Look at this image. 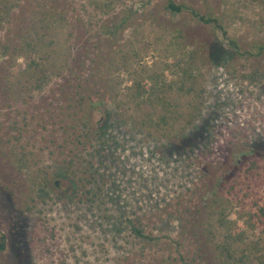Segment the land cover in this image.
Here are the masks:
<instances>
[{"label":"rangeland","instance_id":"rangeland-1","mask_svg":"<svg viewBox=\"0 0 264 264\" xmlns=\"http://www.w3.org/2000/svg\"><path fill=\"white\" fill-rule=\"evenodd\" d=\"M171 1L0 0V264H264V0Z\"/></svg>","mask_w":264,"mask_h":264},{"label":"trees","instance_id":"trees-1","mask_svg":"<svg viewBox=\"0 0 264 264\" xmlns=\"http://www.w3.org/2000/svg\"><path fill=\"white\" fill-rule=\"evenodd\" d=\"M164 8L167 9L170 13H177L182 10H188L189 13L198 21L203 23H215L216 20L214 17L205 16L203 14H200L199 12L187 7L186 5L180 3L175 4L171 0H166ZM28 45V44H27ZM264 49V45H253L252 46V52L251 50H248L249 53L259 54ZM32 64H37L35 61L30 60ZM253 73L250 74V77H256L260 72L252 71ZM147 89L144 88L143 84H140L139 82L135 83V94L136 96H139L141 92H145ZM149 96H152L156 99H159L156 94H154V91L149 90L147 91ZM98 102L91 101L89 102V105H96ZM165 117L161 116L159 118V121H164ZM82 124H85L82 121ZM258 150L251 151V154L246 156H243L238 163V168L236 172H234L233 180L230 182L229 187L232 189H235L236 187H241L242 185L245 187V189H249L248 187H254L255 186V180H257L258 177L262 176L264 177V160H262V157L259 156ZM262 161V162H261ZM257 183L259 181L257 180ZM261 183V182H260ZM254 192L256 190H253ZM37 195L39 197L47 196V192L44 190V185H41L37 189ZM257 213L250 212L249 215L245 216V219L249 223H253V220H257V222H261L258 219V214L261 216H264V208L258 207L256 209ZM134 219H127L126 223L128 224V227L130 228V231L133 233L135 237L143 238V239H149L148 236L143 234L142 230L134 225ZM219 222V220H218ZM234 221H232L233 223ZM231 223V222H229ZM240 232L238 230H235L233 236L234 239H237L239 237ZM229 240H233L232 237ZM229 240H223L219 244L216 245V248L219 251V255L221 257V261L223 264H233V261L235 260V252L234 248L232 247ZM4 237L2 234H0V252L3 250L4 247Z\"/></svg>","mask_w":264,"mask_h":264}]
</instances>
